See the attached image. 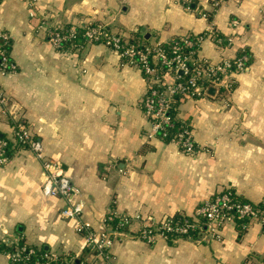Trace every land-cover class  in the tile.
<instances>
[{"label": "crops", "instance_id": "obj_1", "mask_svg": "<svg viewBox=\"0 0 264 264\" xmlns=\"http://www.w3.org/2000/svg\"><path fill=\"white\" fill-rule=\"evenodd\" d=\"M86 21L148 44L202 34L198 54L212 61L249 56L246 69L215 86L214 95L207 89L179 99L176 117L190 123L195 153L159 134L148 137L143 99L151 83L140 67L103 42L79 38L58 47L48 37L50 28ZM0 31L10 35L16 65L0 72V85L45 154L80 189L83 219L92 227L100 229L110 210L192 215L222 190L264 200V0H0ZM15 116H0V132L11 140ZM10 145L0 164V238L24 241L62 264L91 258L77 221L61 215L64 199L44 193L41 160ZM244 223H227L219 237L203 228L148 243L134 220L114 233L111 264H264V224ZM4 248L0 264H17L7 254L13 247Z\"/></svg>", "mask_w": 264, "mask_h": 264}, {"label": "built area", "instance_id": "obj_2", "mask_svg": "<svg viewBox=\"0 0 264 264\" xmlns=\"http://www.w3.org/2000/svg\"><path fill=\"white\" fill-rule=\"evenodd\" d=\"M223 1V0H222ZM234 25L238 22L232 21ZM82 27L84 37L89 42H103L110 46L124 62L138 66L149 76L150 86L143 99V107L146 115L152 121V128L148 137H155L161 132L166 135L165 128L172 124L168 111L172 107L175 95L184 97L202 96L208 87L221 86L226 78L237 71L246 69L249 56L246 53L234 58H224L220 61H212L200 56L198 49L204 36L193 39L190 35L179 36L171 39L169 49L162 42L140 45L128 40L122 34L107 32L103 24L93 25L92 21H86ZM210 28L209 34H213ZM78 28H50L49 39L58 47L67 43L76 45ZM214 39L221 44L223 38L215 32ZM10 35L6 31H0V39L6 44ZM0 72L10 73L16 67L6 46L0 45ZM161 66L167 67V71L161 72ZM171 73L173 80H165L166 74ZM159 83L158 86H153ZM10 115L13 121V138L0 139V164H6L10 158V142L31 150L42 162L44 181L42 189L46 195L58 196L64 199L65 205L61 209V215L67 219H74L78 223V230L83 234L84 250L91 252L92 257L82 258L80 264H111L110 248L114 241V233L120 227L132 225L134 220L140 223V235L148 242L153 243L157 237L162 236L174 239L189 237L206 228L212 237H219L224 226L233 222L238 229L244 227V221L239 219H255L264 224V207L257 208L250 202H240L234 198L231 190H222L212 198L206 199L189 217L136 215L130 217L118 214L110 210L104 217L100 229L92 227L83 219L84 202L80 198V189L72 182L64 172L62 165L55 159L49 158L44 151L42 141L33 133L31 126L20 115L15 114L10 99L0 85V116ZM192 129L184 128L179 136L172 141L176 142L180 149L186 153H195L198 146L193 140ZM264 202V200H263ZM111 221L116 223L113 225ZM0 242L13 248L7 251L10 259L17 264H62L59 256L44 253V259H33L34 249L21 246L18 242L0 238Z\"/></svg>", "mask_w": 264, "mask_h": 264}, {"label": "trees", "instance_id": "obj_3", "mask_svg": "<svg viewBox=\"0 0 264 264\" xmlns=\"http://www.w3.org/2000/svg\"><path fill=\"white\" fill-rule=\"evenodd\" d=\"M208 17H211L210 13H205ZM97 23L96 22H93V25H96ZM105 30L107 32H109L110 30H108L106 27H105ZM85 29L84 27H79L78 28V34H77V37H76V40L75 41H78L79 43V38H83L86 40V38L84 37L83 33H84ZM202 34H199V35H190L193 39H197L199 36H201ZM131 41H134L136 43H139L140 45H146L148 43H146V40H141V41H136L135 39H132ZM0 45L2 47L6 46V48H8V51L10 50V46H11V38H9L7 40V43L4 44L3 43V40L0 39ZM164 47L168 48L170 47L171 43L168 41L166 43H163ZM0 62H1V58H0ZM159 70L161 72H165L167 71V67L165 66H161L159 68ZM159 83H155L153 86H158ZM179 99H180V95H175V99L174 101L172 102V107L171 109L168 111V114L171 116L172 120V124L170 125H167L166 128H165V132L167 133L166 135H163V133L161 132L160 136L165 139V140H172V139H176L178 138L179 136V132L181 130H183L184 128H190L191 129V126H190V123H188L187 121H184L178 117H176V113H177V106L179 104ZM6 138V135L2 132H0V139H4ZM233 192V191H232ZM233 195H234V198L237 200V201H240V202H250V201H247V200H243L241 199L238 195H236L234 192H233ZM252 203V202H250ZM254 204L257 208H263L264 207V202L261 201L259 203H252ZM189 217V215H181V214H176L174 215L175 218L177 217ZM248 218H244V219H238L237 222L238 223H241V221H245L247 220ZM111 223L114 225L116 222L115 221H111ZM193 234L195 235V232H193ZM168 239L170 240H173L174 238L173 237H169ZM19 245L21 246H24L26 247V249H29V248H33L34 249V254H33V259H44V253H46V251L44 250H39V249H36L34 247H31L30 245H28L27 243H25L24 241H19L18 242ZM7 248V247H6ZM4 244L0 242V250H4Z\"/></svg>", "mask_w": 264, "mask_h": 264}, {"label": "water", "instance_id": "obj_4", "mask_svg": "<svg viewBox=\"0 0 264 264\" xmlns=\"http://www.w3.org/2000/svg\"><path fill=\"white\" fill-rule=\"evenodd\" d=\"M216 91H217V87H215V86H210L209 88H208V92L210 93V94H215L216 93Z\"/></svg>", "mask_w": 264, "mask_h": 264}]
</instances>
